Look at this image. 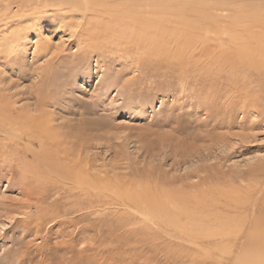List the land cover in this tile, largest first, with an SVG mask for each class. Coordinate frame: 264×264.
Masks as SVG:
<instances>
[{
	"label": "rangeland",
	"instance_id": "1",
	"mask_svg": "<svg viewBox=\"0 0 264 264\" xmlns=\"http://www.w3.org/2000/svg\"><path fill=\"white\" fill-rule=\"evenodd\" d=\"M148 1L165 3L162 18L173 19L193 45H230L236 33L228 19L237 12L252 8L249 13L264 17V0ZM66 2L0 0V11L8 3L13 16L0 22V109L7 117L15 112L16 121L47 118L53 151L67 153L83 176L79 184L65 177L56 189L22 183L16 159L28 142L5 145L8 134L0 131V264H234L239 251L185 248L169 237L168 222L146 207L176 194L169 199L183 198L177 201L182 204L220 201L218 210L227 217L234 215L227 205L243 201L246 213L239 211L237 219L257 218L258 230H264V195L257 200L258 193L250 194L264 184V109L252 104L255 112L246 104L252 93L240 79L232 83L230 71L221 73L222 64L205 73V60L220 55L218 47L202 56L201 45L192 52L193 45L179 51L167 43L161 56L141 58L90 39L88 24L68 13ZM178 3H190L191 26L174 17ZM204 8L210 18L216 15V25L200 19ZM259 22H239L235 31L245 30L243 40H256L263 31L255 28ZM224 54L235 58L241 51L232 46ZM27 158L21 163L38 165ZM254 203L262 205L255 213ZM196 231L201 237L208 233Z\"/></svg>",
	"mask_w": 264,
	"mask_h": 264
},
{
	"label": "bare ground",
	"instance_id": "2",
	"mask_svg": "<svg viewBox=\"0 0 264 264\" xmlns=\"http://www.w3.org/2000/svg\"><path fill=\"white\" fill-rule=\"evenodd\" d=\"M66 4H67V7L65 8L66 9L68 8L67 9L68 13L69 12L77 13V16L81 17V21H83V23H87L88 27L91 28V29L87 28L88 34H89L88 37L91 35L89 37L90 39L97 37L99 38V41L102 43L108 42V45L109 43L115 44L121 47L120 49H122L124 52L126 53L131 52L141 58L142 56L144 57L153 56V55L161 56L162 51H163V44L172 43V45L174 44L175 47L179 51H180V48L183 50V48L186 45L189 47L193 45V41H189V37L192 38V36L188 37L185 33L180 34L176 31L175 27H178V26L176 25L175 21H173V19L172 21H167L162 18V12H165V11L161 9L165 7V3L158 4L156 2H152L148 0H67ZM174 4L175 3H172V5ZM215 5H217V3H215ZM5 6L6 8L0 11V22H3L4 24L5 22H12V17H13V16H10V13H11L10 5L7 3V5L5 4ZM190 8H191L190 3L188 4L178 3L176 6H173L174 17L180 22L181 25L186 26V27L191 26V24L187 25L186 23L187 12L189 11ZM248 8H250V6H248ZM220 9L222 10V7ZM251 9L250 10L243 9L244 12L246 13L237 12L235 15H233L232 17L228 19L229 22H231L230 24L231 28L236 33V37L230 39V45L229 44L227 45L226 43L224 44V42L220 44L218 43V45L215 44L214 46H209L208 44L207 45L194 44L192 48H189L188 50L190 49H192L193 51L195 49L197 50V47L201 45L202 51L200 52V54L202 53V56H203L207 52V48L208 50L210 49V51L211 49L212 51H215L216 50L215 48L218 47L221 54L220 55L216 54L214 56H212L213 55L212 54L210 55L211 57H207V59L204 62L205 73L209 72V70H212V68H214L216 64L218 63L222 64L223 68L221 69V73H223L222 71H226V70L230 71L231 72L230 75L229 76L227 75V76L232 78V83L240 79V81L244 83L242 84L244 88L249 93H252L253 99H250V100L247 99L249 102H246V104H249L251 106L252 104L258 105L259 107L264 109V33H263L264 17L260 15L259 16L260 18H257L255 13L253 12L249 13L251 12ZM199 12L202 15L200 19H202L203 21H207L209 19L211 23H213V25H216V21H217L215 19L216 15H214L215 18L214 17L210 18V14H208L209 15V18H208V15H206L207 8H204L202 11H199ZM17 16H19V14L16 15V17ZM242 16H244V18L240 19V17ZM196 18H199V16H197ZM258 19L259 20L263 19V20L259 22ZM238 21L244 22V24H248L252 22H259L260 24L257 23L258 27L255 26V28H258L259 33L263 30L262 33L260 34L261 36L260 35L258 36L260 38L256 37L257 38L256 40L251 41V40H248L247 39L248 37H247L246 38L247 40L246 39L243 40L244 37H242L243 33L241 34V32L244 31V34H245L246 33L245 30H242L241 28L242 30L241 32L240 30L237 32L235 31L236 26L239 24ZM80 25L81 24H79L78 26ZM249 28L251 29V27ZM193 29H195V27L194 28L192 27V30ZM252 30H254V28ZM230 34H233V32H231ZM252 35H256V32L252 33ZM18 40L19 39H17V41ZM167 45L168 47H170L169 44ZM226 46H228L229 48L232 46L239 47L241 51L240 56L236 55L235 58L233 57L231 58L228 55H225L224 53L228 49V47ZM151 47L153 49H151ZM179 55L181 57L184 56L181 54ZM235 60H238V63L241 67L239 65H238L239 67H235L234 64L237 63ZM244 60H245L244 64H247V65L250 64L251 66H253L254 69L252 70L251 66L246 67V66L241 65L240 62L243 64ZM195 62L197 63L196 59H195ZM232 64L234 65V67H231ZM244 68H249L250 70L246 69V71L248 72H241V70L243 71ZM250 71L252 73L254 72L256 77L251 76ZM207 77H208V74H207ZM47 97L48 96H46V99ZM252 107H255V106H252ZM0 108L2 109V107ZM253 109L255 112H258L256 107ZM8 115L10 117L9 116L7 117L6 115H4L2 113V110L0 111V124H3L0 127V131H5L8 134V136L4 137L5 145H10L11 147L12 146L19 147L21 142H24V141L28 142V146L25 149V151L22 153V156L19 157L20 154L18 153L17 155L19 156L16 159L17 169H19L21 179L24 181L22 183H25L27 181V184H30L33 187L36 186V188H38L39 185H41L42 183L44 187H47V188L54 187V189H56L62 184V179L63 178L65 179V177H68L70 181L76 182L78 184L80 183L79 179L82 180L83 176L79 175L78 172L80 170L77 169L78 171L77 172L75 171L77 164L75 163L76 164L75 165L71 163V161H69L71 159L68 157L67 153H66L67 156L64 155L65 157L63 156L60 157V155L57 152L55 153L53 151V145L55 144L51 142V135H49L50 125H49V121L46 120L47 118L38 119V117L37 118L31 117V118L23 119L22 121H19V119L18 121H16L15 112L12 111L8 113ZM16 122H22V124L21 125L15 124ZM9 127L11 128L8 129ZM22 127H25V130ZM34 146L39 147V151L37 153H35L33 150ZM29 155L33 156L38 162V165L36 167L34 166L35 164L34 165L31 164L32 165L31 166L26 161L21 163L22 160H27L28 159L27 157ZM9 159H10V156H9ZM52 170L55 172L53 174H55L57 177V182L53 184L50 182V181H53V179L50 177V173ZM261 171L262 172L264 171V167H262ZM28 181H30V183H28ZM92 182L94 183L96 181L92 180ZM92 188L91 190H93ZM257 193H258L257 200H259V197L262 194L264 195V184L261 187H257V188L254 187V189L250 191V194L253 197H255ZM201 194L202 193H200V195L196 197L202 196ZM171 196L168 197V200H166L167 202L165 201L166 203L162 200L164 204L160 202L156 203V201H158L156 200L155 204L154 202H152L150 203L149 207H146V210H148L147 211L148 213L149 212L150 214H153L154 212L157 213V216L159 217L161 222L163 223L164 221L168 222V226L166 225L167 226L166 228L168 232H170L169 237L171 238L176 237V239L179 238L183 242V245L185 248L189 247L192 249L196 248L199 250H204V252H206L207 254H210L213 252H219V251H226L227 253L229 252L230 254H233L239 251V253L242 255L238 253V256L236 257L234 264H264V230H258L259 229L257 227L259 224L257 223L258 219L253 218V217L252 219H248L245 217H244L245 219H241V218L237 219L239 215V211L241 212L243 210L245 212L244 210L245 205L242 203L243 201L241 203L239 202L238 205L234 207L227 205L226 210L228 209L230 213L233 212L234 215L230 214V216L228 215L227 217H223L222 213L219 212L220 203H221L220 201L210 206V204L207 202V200H204V198L201 201L198 200L197 202H195V200L193 201L190 200L191 198L189 197L190 199L189 198L188 199L190 200V202H187V204L189 203L188 205H190L189 207L187 206L186 202L185 204L177 202L178 200H180L178 195L177 197L179 199L176 198L177 200L175 199V201L174 200L171 201V199L169 198L171 197L174 199L175 198L174 196H176V194L175 195L172 194ZM204 197L206 198L207 195ZM245 197L247 199V196ZM182 199L183 198H181L180 200L181 202H183ZM250 206L252 207V209L249 207L251 211L255 213L256 209L257 208L259 209L262 205L258 207V205L254 203L253 206L252 205ZM166 211H168L169 213ZM150 214H148V216ZM154 217L155 216H153V218ZM162 217H165V219H162ZM151 218H150V221L152 220ZM204 229H206L208 233L201 237L200 234H202V232H197L196 230L203 231ZM189 251L191 250L189 249ZM214 258L215 257H213V259Z\"/></svg>",
	"mask_w": 264,
	"mask_h": 264
}]
</instances>
